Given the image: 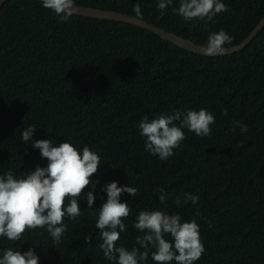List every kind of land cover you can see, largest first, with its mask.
<instances>
[{"label": "trees", "instance_id": "16d2710c", "mask_svg": "<svg viewBox=\"0 0 264 264\" xmlns=\"http://www.w3.org/2000/svg\"><path fill=\"white\" fill-rule=\"evenodd\" d=\"M221 2L229 11L213 21L185 22L173 11L180 0L162 16L158 0H75L134 16L139 3L142 19L154 25L201 45L223 29L234 38L230 47L264 16V0ZM200 109L216 118L211 136L185 130L186 139L163 161L145 150L138 127L144 116ZM33 125V140H70L79 151L97 152L96 199L91 209L78 201L81 215L65 221L59 244L46 229L28 230L19 241L0 237V258L7 248L33 247L39 264H113L96 247L98 217L91 211L106 202L105 185L117 182L138 188L136 196L120 198L131 213L118 247H138L142 233L132 227L138 213L161 210L197 220L205 252L195 264H264V28L241 51L208 57L133 24L76 14L61 22L41 0H8L0 9V175L12 170L20 178L47 166L40 150L22 140ZM159 188L168 193L165 203ZM185 192L199 203L177 206ZM146 264H155L151 255Z\"/></svg>", "mask_w": 264, "mask_h": 264}, {"label": "clouds", "instance_id": "9594fccd", "mask_svg": "<svg viewBox=\"0 0 264 264\" xmlns=\"http://www.w3.org/2000/svg\"><path fill=\"white\" fill-rule=\"evenodd\" d=\"M45 9L53 11L61 22H65L77 11L75 0H41ZM173 4V0H158L157 7L161 16L164 10ZM185 22L213 21L219 13L229 11L221 0H180L178 8L173 9ZM135 16L142 19L139 3L133 7ZM159 18V17H158ZM223 29L211 33L207 43L200 48L203 55L216 57L227 52L225 45L233 41ZM222 114L228 115L227 109ZM215 116L207 109L177 110L172 114L158 113L155 118L144 116L139 122V135L145 138V150L160 160H167L174 155V150L181 146L186 139L185 130L199 137H209ZM242 133L248 131L247 125L241 121H233ZM235 131V128H233ZM35 126H28L22 131V140L31 142V146L40 150L42 158L47 160L46 167L36 166L35 170L22 174L18 178L12 170L0 175V237L9 241H19L28 230L46 229L56 244L67 231L66 220L75 221L81 215L78 201L86 199L89 209L95 202L94 192L97 183L92 180L101 165V157L96 151L84 146L79 151L73 143L54 144L51 140H33ZM92 191L84 195L85 189ZM103 191L107 193V200L98 211H91L96 215V237L100 242L96 247L103 251L104 257L113 264H146L151 255L155 264H195L205 252L200 236V225L193 218L190 222L182 221L179 214H169L161 210H142L132 225L142 235H138L130 250L124 246H117L121 233L127 231L124 220L129 217L131 208L129 203H122V194L134 197L138 193L137 187L118 186L117 182L105 185ZM159 193L161 203L168 200V193L164 188L155 189ZM199 196L185 192L177 197V206L191 202L199 203ZM199 210L195 216H200ZM208 227L213 224L209 221ZM170 236L171 240L166 237ZM91 246L92 236L85 237ZM0 264H39V257L35 248L26 252L7 248L2 253Z\"/></svg>", "mask_w": 264, "mask_h": 264}, {"label": "water", "instance_id": "95a60500", "mask_svg": "<svg viewBox=\"0 0 264 264\" xmlns=\"http://www.w3.org/2000/svg\"><path fill=\"white\" fill-rule=\"evenodd\" d=\"M7 1L8 0H0V9ZM76 8H77V11L75 12L76 15L133 24L157 34L161 38L177 45L178 47H181L193 53L203 55L200 48L203 47L204 45L195 43L178 34H175L157 25H154L153 23H150L144 19H139L134 15L122 13L115 10L98 9L89 6L77 5V4H76ZM263 28H264V16L260 19V21L256 24V26L241 42L232 45L230 47H226L227 52L224 55L236 53L244 49Z\"/></svg>", "mask_w": 264, "mask_h": 264}]
</instances>
